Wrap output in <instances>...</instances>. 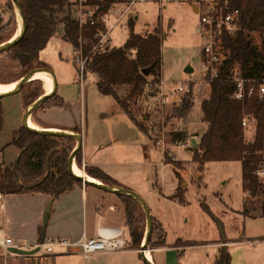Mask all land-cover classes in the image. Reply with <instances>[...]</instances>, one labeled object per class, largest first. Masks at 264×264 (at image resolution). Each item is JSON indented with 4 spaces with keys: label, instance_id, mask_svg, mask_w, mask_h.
Returning a JSON list of instances; mask_svg holds the SVG:
<instances>
[{
    "label": "trees",
    "instance_id": "trees-1",
    "mask_svg": "<svg viewBox=\"0 0 264 264\" xmlns=\"http://www.w3.org/2000/svg\"><path fill=\"white\" fill-rule=\"evenodd\" d=\"M19 1L25 14L26 30L22 39L2 55L17 60L21 67L30 70L32 63L39 58V53L46 48L49 40L62 26V38L73 46L75 52L80 51L82 56L87 58L84 76L86 73L95 74L98 91L113 97L131 120L146 131L135 110L139 109V98L150 86L160 82L162 76L160 33L157 30L148 34L136 33L134 23L130 21V33L122 46L93 50L99 43L97 34L105 30L104 24L99 21L95 24L87 22L80 25L75 16L74 0ZM112 2L93 1L91 4L97 6L95 16L104 14ZM228 2L231 9L239 11L240 28L233 34H223L227 58L220 67L218 77L210 84L209 97L202 101V121L207 124V129L193 150V159L200 166L210 161L241 162L242 188L253 198L263 196L259 216L264 219V182L256 174L264 163V98L254 94L246 95L242 100L236 99V86L231 80V69L235 63H239L242 76L246 80L258 82L264 79V0ZM2 22L0 17V30L5 27ZM254 32H262V48L250 42V35ZM144 68H151L148 75L142 72ZM122 91L124 95L121 94ZM41 94H32L31 102ZM23 98L27 107L31 102L26 101L24 96ZM48 101L49 105L68 107L56 94L49 97L45 103ZM192 106L191 90L181 98V103L175 106V115L183 117ZM245 116L253 118L251 124L255 127V133L252 140L247 138L246 127L242 125ZM2 125L3 111L0 104V129ZM184 138L185 132L179 131L175 132L173 139ZM11 143L19 149V155L11 165L0 163V193L42 192L56 200L76 183L82 184L70 173L68 167V158L76 144L72 138L42 135L22 126L14 132ZM79 154L80 150L75 160L81 166ZM167 162L177 167L181 165V162L168 158ZM85 172L103 183L118 185L98 167L86 166ZM184 189H180L178 193L181 201L184 200ZM118 196L125 204L126 226L132 239L131 245L139 248L143 233L136 226L137 219L134 217V208L138 202L127 196ZM202 207L209 212L208 205L202 203ZM153 222L154 230L157 222L154 219ZM154 240L151 236V247L164 245L163 235L159 240ZM213 264H231L229 254L222 249Z\"/></svg>",
    "mask_w": 264,
    "mask_h": 264
},
{
    "label": "rangeland",
    "instance_id": "rangeland-1",
    "mask_svg": "<svg viewBox=\"0 0 264 264\" xmlns=\"http://www.w3.org/2000/svg\"><path fill=\"white\" fill-rule=\"evenodd\" d=\"M216 1L229 0L193 1L191 4L193 3L195 10L187 0H173L166 5L154 2L138 3L133 6L130 12L131 18L129 20L126 18L117 25L102 42L100 48L122 46L130 33V21L134 22L136 33L148 34L154 30L160 33L162 38V76L160 81H163L162 90L167 95L168 102L163 104L161 99L157 98L156 91L150 86V89L139 98L137 104L139 109L135 110V114L138 120L145 123L151 144H155L157 138L163 140V144L153 146L155 148L149 156L148 162L155 164L150 167V172L153 175L152 181L155 183V175H157L158 187L160 184L162 186L170 185L171 180L174 179L177 188L181 185L186 189L183 201L176 189L172 192L175 200L161 206V211L168 220L166 223L167 239L173 242L180 238L198 245L193 249L196 259L201 256L202 261L199 260L198 264H206V254L212 256L213 252L217 250L216 247H212V243L219 240L248 239L249 244L240 245V248L237 246L236 249L230 248L229 251L233 253L234 264H237L241 258L249 264L254 257L264 256V252H260V249H254V240L264 234V219L259 216L260 202L263 196L253 198L244 192L241 162L210 161L203 166L195 162L193 150L197 147L198 142L195 135H201L207 129V124L202 121L200 110L197 106L194 108V103L183 117L175 115L174 112L175 106L181 103L182 98L172 93L179 82L190 81L194 102L197 97L203 99L205 91L209 87L207 83H201V70L204 61L203 47L206 43V36L199 32L198 27L200 15L209 10L211 3ZM135 14L138 17L136 19ZM0 17L3 19L2 24H5V27L0 30L1 43L10 39L19 26L18 16L11 0H0ZM61 31L62 26L58 28L46 48L39 53V58L32 63L33 67L30 70L34 68L51 69L55 75L57 93L61 90L63 79L76 78L78 81H82L85 93H89V104H91L90 98L93 90L96 91L94 81L97 80V76L92 73H86L84 76L76 68L74 64L76 52L73 46L62 38ZM249 39L252 44L259 48L263 47L262 32L252 33ZM188 67L192 69L190 72L186 71ZM30 70L21 67L17 60L0 54V82L16 81ZM42 87L43 82L33 80L27 83L19 94L24 96L26 101L31 102L32 94L44 93ZM121 94L124 95L123 91ZM107 98L112 100L111 97ZM49 104L50 101L44 103L39 109L45 108ZM144 117L149 118L148 121H145ZM43 126L44 123L41 124V127ZM179 131L185 132L186 138H189V147H176V141L173 138L175 132ZM254 133V125L246 126L248 139L252 140ZM164 152L167 156L166 161L168 158L181 162L179 166L181 169L172 163H162ZM262 166L264 167V163ZM80 167L85 171L86 166L81 163ZM259 179L264 182V177ZM142 198L149 208L154 207L151 198L144 195ZM202 203L208 205L209 212L203 209ZM134 217L137 219L136 226L139 227L144 237L147 222L145 213L139 204L134 208ZM125 234L131 244L132 239L127 226ZM162 235L163 229L157 223L152 238L157 241ZM188 242L180 241V244ZM141 243L138 245L139 248ZM149 248H151L150 244ZM236 250H239L237 254ZM238 254L240 255L238 256Z\"/></svg>",
    "mask_w": 264,
    "mask_h": 264
},
{
    "label": "crops",
    "instance_id": "crops-1",
    "mask_svg": "<svg viewBox=\"0 0 264 264\" xmlns=\"http://www.w3.org/2000/svg\"><path fill=\"white\" fill-rule=\"evenodd\" d=\"M191 2L193 1H188L195 10ZM130 18L129 14L127 20ZM136 18H138L137 14H135ZM55 94L68 107L48 105L36 110L37 112L33 113L32 118L36 119L35 121L40 125L44 123L42 128L67 129L78 132L82 136L79 158L84 166L98 167L113 178L119 186L129 188L141 196H148L152 199L154 207H150V211L153 219L163 229L165 241L164 245L151 247L153 263L198 264L201 256L196 259L195 252H193V249L198 245L180 238L173 242L167 239L166 223L168 220L161 211V206L175 200L173 191L177 189L179 193L180 189L184 188L181 185L177 188L174 179L171 180L170 185H166L167 187L161 184L158 187L157 175H155V183L152 181L153 175L150 172V167L155 164L149 163L148 160L155 148L153 146L157 145L151 144L145 123L143 125L146 131L131 120L113 97L101 94L97 87L96 91L93 90L91 94V104H89V93H85L84 84L76 78L63 79L60 92L56 91ZM209 94L210 85L205 91L203 99L197 97L195 102L193 100L194 108L197 106L201 117L202 101L207 99ZM17 95L20 94L16 93L0 98L3 111V125L0 129V163L4 165H11L19 155V149L11 142L14 132L23 126L22 117L26 105L23 96ZM107 97H111L112 100ZM148 119L144 117L145 121ZM201 135H195L198 142ZM166 157L164 152L162 163L167 162ZM75 163L77 164L76 160ZM50 200L53 203L44 228L45 209ZM0 228H4L15 241L32 246L38 244L43 235L44 239L65 238L79 241L97 235H112L118 230L123 231L127 240L125 249L100 252L88 258H85L79 249L61 248L55 254L39 251L34 255L15 253L5 255L0 251V264H144L140 248L133 247L125 234L126 211L123 200L117 194L105 192L91 185L76 183L72 189L64 192L56 200L42 192L3 194ZM256 238L254 249L264 252V234ZM180 241L188 243L180 244ZM244 244H249V240L238 238L212 243V247H216L217 250L213 252L212 256L206 254V264H213L222 249H225L229 254L231 264H234L233 253L229 250H231L230 248L236 249L237 246L240 248V245ZM257 244L259 246H256ZM236 251L237 254L239 250ZM241 259L237 264H247V261ZM241 261L243 262L240 263ZM249 264H264V256L254 257Z\"/></svg>",
    "mask_w": 264,
    "mask_h": 264
},
{
    "label": "built area",
    "instance_id": "built-area-1",
    "mask_svg": "<svg viewBox=\"0 0 264 264\" xmlns=\"http://www.w3.org/2000/svg\"><path fill=\"white\" fill-rule=\"evenodd\" d=\"M75 16L80 25L90 22L95 24L102 22L105 30L100 31L99 43L93 50L100 49V45L107 38L108 34L119 25L125 18L128 17L134 5L138 3L154 2L159 5H166L173 0H112L110 8L101 15H96L97 6L91 4L93 1L102 2L105 0H74ZM240 28V19L238 9H231L228 1L212 2L209 10L202 13L199 19L198 30L205 34L206 43L203 47L204 61L202 63V80L201 83L211 84L219 75L220 67L227 58V50L223 41V34H233ZM87 58L82 56V53L76 52L74 64L76 68L84 74ZM231 80L236 86L234 97L238 100L244 99L246 95L252 96L258 94L260 98H264V79L261 81L246 80L242 76L239 63H235L231 69ZM248 84V85H247ZM156 91L158 98L165 104L168 102V97L164 93L163 81L155 83L151 86ZM191 91L190 81H181L173 90V94L183 97ZM253 122L251 116H245L242 121L243 126H248ZM176 147H189V138L183 140H175ZM157 145L163 144L162 138H157ZM258 177H264V167L256 171ZM3 208V194L0 193V209ZM39 247L40 251L47 254H55L59 249H79L85 258L100 252H110L122 250L127 247V240L124 237L123 231L118 230L112 235L104 236L97 235L91 238H84L79 241H71L65 238H46L36 245L15 241L4 228H0V251L5 254H11V248L30 250Z\"/></svg>",
    "mask_w": 264,
    "mask_h": 264
},
{
    "label": "water",
    "instance_id": "water-1",
    "mask_svg": "<svg viewBox=\"0 0 264 264\" xmlns=\"http://www.w3.org/2000/svg\"><path fill=\"white\" fill-rule=\"evenodd\" d=\"M11 1H12L13 6H14V9H15L17 16L18 15L21 16L22 23H21L20 28H19V26L17 28V30H19L18 34H17V30H16L15 34L10 39L0 43V54L8 51L13 46H15L22 39V37L24 36L25 30H26L25 14H24V11H23V8H22L20 1L19 0H11ZM150 69L151 68H144V69H142V72L145 75H148L150 73ZM191 70L192 69L190 67L186 68L187 72H190ZM39 71L49 72L53 77L54 86H53V89L50 93L44 92L43 94L38 96L34 101H32L26 107L25 112H24L23 117H22V125L26 129H28L29 131H32L34 133H38V134H42V135H52V136H58V137L72 138L75 141L76 145H75V148L73 149V151L71 152V154L68 158V167H69L70 173L77 180L81 181L83 184L94 186V187L101 189L105 192H110V193H114L117 195L130 197V198H132L138 202V204L142 207V209L145 213L146 222H147V229H146L145 235L143 237V240H142V243L140 246L141 257H142L144 264H154L153 261L151 259H149L145 254L146 249L149 248V242H150V239H151V236L153 233L154 222H153V217H152L150 208H149L148 204L146 203V201L142 198V196L139 195L137 192H135L129 188L123 187V186L106 184V183L101 182L98 179H96V181H92V180H89L88 178H85V177H82V176L75 174L73 171V163H75L76 155L82 147V136L78 132L73 131V130H67V129L32 128L29 126L28 121L32 117L33 113L37 109H39L45 103V101L49 97L53 96L57 91L56 79H55V75H54L53 71L51 69H48V68H34V69L28 71L26 74H24L23 76H21L19 79L16 80L17 84L14 86V88H12L11 90H9L7 92L0 93V98L19 93L22 90L24 85L35 80L34 76ZM52 203H53V201L50 200L46 206V209H45L44 228H45L47 221H48V218H49V213L51 210ZM43 240H44V235H43L41 241H43ZM10 251L12 253L19 254V255H34L40 251V248L35 247L33 249H30V250L11 248Z\"/></svg>",
    "mask_w": 264,
    "mask_h": 264
},
{
    "label": "bare ground",
    "instance_id": "bare-ground-1",
    "mask_svg": "<svg viewBox=\"0 0 264 264\" xmlns=\"http://www.w3.org/2000/svg\"><path fill=\"white\" fill-rule=\"evenodd\" d=\"M18 22H19V28L22 23L21 16L18 15ZM19 30H17L18 34ZM35 80L43 81L45 86L43 87V91L46 93H50L54 86V80L52 75L49 72L46 71H39L34 76ZM17 84V81H10V82H0V93L7 92L14 88V86ZM36 120V119H35ZM32 117L29 119L28 124L32 128H42L41 125L36 122ZM73 171L75 174L88 178L89 180L96 181V179L90 175H88L78 164L73 163ZM146 256L151 259V252L150 248L146 249L145 251Z\"/></svg>",
    "mask_w": 264,
    "mask_h": 264
}]
</instances>
